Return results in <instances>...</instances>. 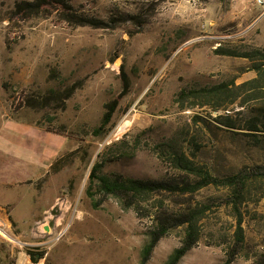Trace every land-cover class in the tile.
Wrapping results in <instances>:
<instances>
[{
	"label": "rangeland",
	"instance_id": "1",
	"mask_svg": "<svg viewBox=\"0 0 264 264\" xmlns=\"http://www.w3.org/2000/svg\"><path fill=\"white\" fill-rule=\"evenodd\" d=\"M34 1L0 0V126L26 122L66 137L67 146L44 178L0 187V264H165L186 233V225L175 227L176 217L193 210L205 212L199 239L179 264L262 260L264 195L238 214L223 189L164 192L137 212L102 196L94 207L86 191L100 152L109 160L105 174L139 180L184 178L168 159L172 150L217 175L264 166V129H245L250 110L233 105L215 112L190 108L192 101L184 108L178 99L182 90L256 76L247 59L217 52L264 49V4L67 0L71 13L104 26L94 28L67 21L62 9L36 14L19 8ZM124 92L110 125L96 135L105 106ZM227 112L237 128L218 121ZM159 216L175 228L144 263ZM30 254L43 258L34 263Z\"/></svg>",
	"mask_w": 264,
	"mask_h": 264
},
{
	"label": "trees",
	"instance_id": "2",
	"mask_svg": "<svg viewBox=\"0 0 264 264\" xmlns=\"http://www.w3.org/2000/svg\"><path fill=\"white\" fill-rule=\"evenodd\" d=\"M19 8L29 13L50 12L53 9H62L66 20L80 26H92L104 28L100 21L71 13V6L67 0H35L24 3ZM218 54L247 59L251 64V70L256 73L252 79L236 84L235 82L221 83L212 87L182 90L179 93V101L184 108L210 107L213 111H229L228 108L238 105L245 110H250L253 116L248 120L246 130L259 132L264 129V49H251L245 52L226 51L219 49ZM125 95L120 94L108 103L101 126L95 130L96 135H101L106 129L117 110V107ZM192 101L191 106H184L185 102ZM47 103V102H46ZM255 105H252V104ZM240 113V112H239ZM229 112L220 114L218 121L229 128H237ZM252 136L254 134H248ZM114 146V145H113ZM168 159L175 169L185 173V177L177 181H154L125 178L121 175L110 176L103 172L105 164L109 161L105 152L98 154V159L91 168L89 185L86 191L94 207L101 203L97 196L115 198L124 208L141 211L143 205L156 194L164 192L173 195L196 194L208 187L223 189L227 192L228 199L234 210L240 214L241 207L247 202H258L264 195V166L242 167L236 171L224 175L214 174L205 165L196 163L185 153L174 150L168 152ZM257 196V198H254ZM205 214L204 210H193L185 216H177L175 227L186 225V233L182 245L175 249L165 264H179L182 259L195 247L199 239L198 221ZM242 219H238V241H243ZM166 217L159 216L158 227L152 233L150 241L143 249V262H147L157 247L160 240L165 237L172 228H175ZM32 262L38 263L43 258L40 254H30ZM232 258L224 264H231ZM257 264H264V257Z\"/></svg>",
	"mask_w": 264,
	"mask_h": 264
},
{
	"label": "crops",
	"instance_id": "3",
	"mask_svg": "<svg viewBox=\"0 0 264 264\" xmlns=\"http://www.w3.org/2000/svg\"><path fill=\"white\" fill-rule=\"evenodd\" d=\"M66 139L26 122L3 121L0 126V187L34 182L47 176L54 161L66 149Z\"/></svg>",
	"mask_w": 264,
	"mask_h": 264
},
{
	"label": "built area",
	"instance_id": "4",
	"mask_svg": "<svg viewBox=\"0 0 264 264\" xmlns=\"http://www.w3.org/2000/svg\"><path fill=\"white\" fill-rule=\"evenodd\" d=\"M259 5H263L264 4V0H258L257 1Z\"/></svg>",
	"mask_w": 264,
	"mask_h": 264
},
{
	"label": "bare ground",
	"instance_id": "5",
	"mask_svg": "<svg viewBox=\"0 0 264 264\" xmlns=\"http://www.w3.org/2000/svg\"><path fill=\"white\" fill-rule=\"evenodd\" d=\"M129 126V125H128ZM127 127V124H125L122 128H121V131ZM120 134V133H119Z\"/></svg>",
	"mask_w": 264,
	"mask_h": 264
}]
</instances>
